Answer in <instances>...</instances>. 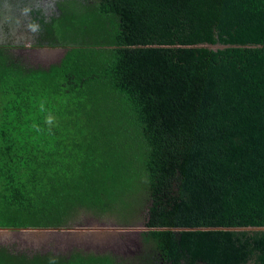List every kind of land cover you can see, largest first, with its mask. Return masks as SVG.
Returning <instances> with one entry per match:
<instances>
[{"label":"trees","instance_id":"trees-1","mask_svg":"<svg viewBox=\"0 0 264 264\" xmlns=\"http://www.w3.org/2000/svg\"><path fill=\"white\" fill-rule=\"evenodd\" d=\"M56 4L19 16L59 61L0 45V227L145 201L149 229L134 253L0 245V264H264V230L230 229L264 226V0Z\"/></svg>","mask_w":264,"mask_h":264},{"label":"rangeland","instance_id":"rangeland-1","mask_svg":"<svg viewBox=\"0 0 264 264\" xmlns=\"http://www.w3.org/2000/svg\"><path fill=\"white\" fill-rule=\"evenodd\" d=\"M58 0H0V45L8 48L12 47L13 52L25 58L30 64H40L46 66L53 62H57L60 58L65 47H47L40 46L36 43L39 40L40 32H36L35 27H31L30 24H26L20 18L21 8L29 5L33 7H39L44 13L45 18L50 16H56L59 12L57 8ZM118 100V99H116ZM123 112H117L115 118H120ZM105 113L99 115L103 117ZM119 126V125H118ZM123 148L132 150L130 144L123 145ZM131 171L133 175H137L136 166L132 167ZM137 179H133L132 187L135 185L141 188V184ZM141 198H137L134 203L140 201ZM128 208V207H127ZM124 208L119 209H105L102 212H96L88 207H81L76 212L74 218L65 227L85 226L89 222L97 220L108 225L116 226H137L144 222V218L147 211V205L145 201L136 206V210L132 213H126ZM26 230L6 229L0 230V245H6L12 251H22L30 253L33 251L43 250H63L64 240L61 239L53 232H40L35 231L32 234H27ZM37 234V236H36ZM130 246V245H129ZM130 249L135 250L136 246H130ZM116 254H124V250L115 252L112 249H107ZM130 253L126 249V254Z\"/></svg>","mask_w":264,"mask_h":264},{"label":"water","instance_id":"water-1","mask_svg":"<svg viewBox=\"0 0 264 264\" xmlns=\"http://www.w3.org/2000/svg\"><path fill=\"white\" fill-rule=\"evenodd\" d=\"M210 48H223L227 45L224 44H205ZM65 48L61 54L63 55ZM60 56V58H61ZM60 58L57 60L59 61ZM48 66V64H46ZM15 229V230H26L27 234L32 232H53L61 239L64 240L63 250L70 247L83 248L85 250H92L94 252H105L107 249H112L115 252L126 249L130 253H134L136 249L141 246V232L146 231L149 228L144 223L137 226H116L108 225L97 220L89 222L85 226H74V227H0V230ZM230 229H241V230H264V226H247V227H231ZM135 245L136 249H130V246ZM130 245V246H129ZM45 251V250H43Z\"/></svg>","mask_w":264,"mask_h":264},{"label":"bare ground","instance_id":"bare-ground-1","mask_svg":"<svg viewBox=\"0 0 264 264\" xmlns=\"http://www.w3.org/2000/svg\"><path fill=\"white\" fill-rule=\"evenodd\" d=\"M36 236H37V234H36Z\"/></svg>","mask_w":264,"mask_h":264}]
</instances>
